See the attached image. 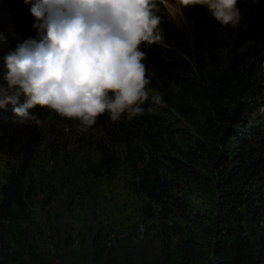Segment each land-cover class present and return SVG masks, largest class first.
Masks as SVG:
<instances>
[{"label":"trees","instance_id":"1","mask_svg":"<svg viewBox=\"0 0 264 264\" xmlns=\"http://www.w3.org/2000/svg\"><path fill=\"white\" fill-rule=\"evenodd\" d=\"M238 6L236 28L202 5L183 6L181 24L155 9L164 39L141 45L143 62L177 118L148 102L143 116L113 122L105 113L85 132L47 108L30 110L39 125L16 122L11 104L0 109V264H264V0ZM29 8L0 0V79L8 51L37 35ZM69 135L88 149L93 178L109 182L127 165L129 180L100 198L112 221L143 231L140 248L117 238L108 219L79 250L72 236L62 242L54 231L47 241L38 230L33 201L44 192L46 210L59 195L38 164L60 155L43 147L66 149ZM151 233L161 245L155 260Z\"/></svg>","mask_w":264,"mask_h":264},{"label":"clouds","instance_id":"2","mask_svg":"<svg viewBox=\"0 0 264 264\" xmlns=\"http://www.w3.org/2000/svg\"><path fill=\"white\" fill-rule=\"evenodd\" d=\"M240 0H179L206 6L220 24L239 26ZM261 0H245L249 7ZM34 17L35 38L3 57L0 109L11 104L20 124L42 122L30 110L47 108L79 121L81 131L107 113L113 122L143 116L144 105H162L149 87L146 53L164 39L157 0H24ZM0 33V43L6 42ZM21 98L24 102L21 103ZM153 111L152 107L147 108Z\"/></svg>","mask_w":264,"mask_h":264},{"label":"rangeland","instance_id":"3","mask_svg":"<svg viewBox=\"0 0 264 264\" xmlns=\"http://www.w3.org/2000/svg\"><path fill=\"white\" fill-rule=\"evenodd\" d=\"M157 2L162 6V12H166L174 21L179 24L185 22L184 9L179 0H157ZM158 106L163 108V111L166 109L168 116L177 118L175 113L167 105H164V102ZM54 125L55 123H51L52 127ZM182 125H178L179 130L184 128ZM64 145L66 149L64 146L61 148V146L54 145L51 148L43 147L46 152L55 150L56 154L60 156L58 160L51 161L50 155H42L40 164H38L39 167H46L44 184H52L59 192L58 198L46 210L43 208L46 198L44 192H40L32 203L38 230L42 232L43 237L49 241L48 239L55 233L54 231H57L59 239L65 242L66 238L72 236L76 242V249L79 250L80 247H83L81 242L87 240L90 234L95 235L98 229L105 228L108 219L111 221V227H114L118 233L117 238H124V243L136 248L144 245L143 231L136 234L132 223L123 224L117 223V220L112 221L105 214H112V212L108 206L103 205L100 198L101 191L107 190V185L115 190V188H121L129 180L127 165L122 163L109 182L106 178L97 180L86 173V166L91 155L88 154L87 148L81 146L79 139L69 135V138L64 141ZM6 163L4 161L1 165V171L7 167ZM260 226L264 227V221ZM154 235L151 233L147 241L148 246H151L154 252V254L147 252L150 260H155L156 255L161 252V245ZM54 245L52 247H55Z\"/></svg>","mask_w":264,"mask_h":264}]
</instances>
